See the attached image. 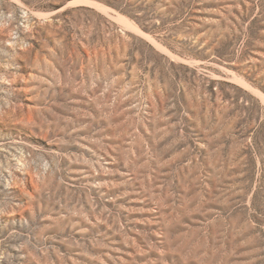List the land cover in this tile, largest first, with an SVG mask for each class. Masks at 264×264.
<instances>
[{"label":"rangeland","instance_id":"rangeland-1","mask_svg":"<svg viewBox=\"0 0 264 264\" xmlns=\"http://www.w3.org/2000/svg\"><path fill=\"white\" fill-rule=\"evenodd\" d=\"M0 264H264V0H0Z\"/></svg>","mask_w":264,"mask_h":264}]
</instances>
